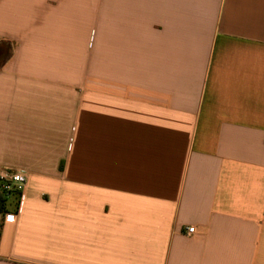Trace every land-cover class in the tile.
<instances>
[{"label":"crops","instance_id":"crops-1","mask_svg":"<svg viewBox=\"0 0 264 264\" xmlns=\"http://www.w3.org/2000/svg\"><path fill=\"white\" fill-rule=\"evenodd\" d=\"M14 171L0 264H264V0H0Z\"/></svg>","mask_w":264,"mask_h":264},{"label":"built area","instance_id":"built-area-1","mask_svg":"<svg viewBox=\"0 0 264 264\" xmlns=\"http://www.w3.org/2000/svg\"><path fill=\"white\" fill-rule=\"evenodd\" d=\"M25 184L26 175L21 171L8 172L0 176V189L4 192L8 201L11 199L15 206V211L7 214L9 218L16 217L20 210ZM193 231L194 227L188 228V233Z\"/></svg>","mask_w":264,"mask_h":264},{"label":"trees","instance_id":"trees-1","mask_svg":"<svg viewBox=\"0 0 264 264\" xmlns=\"http://www.w3.org/2000/svg\"><path fill=\"white\" fill-rule=\"evenodd\" d=\"M8 204V199L6 198L4 192L0 189V211L5 212L6 206Z\"/></svg>","mask_w":264,"mask_h":264}]
</instances>
